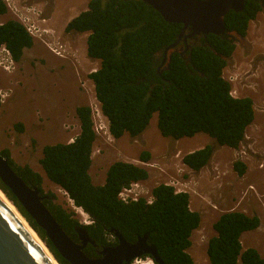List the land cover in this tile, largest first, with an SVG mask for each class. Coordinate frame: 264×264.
<instances>
[{"label": "trees", "instance_id": "1", "mask_svg": "<svg viewBox=\"0 0 264 264\" xmlns=\"http://www.w3.org/2000/svg\"><path fill=\"white\" fill-rule=\"evenodd\" d=\"M260 12H264V0H247L242 11L227 15L225 35L211 34L195 41L196 37H188L189 29L180 38L183 25L165 21L142 0H90L87 10L73 18L65 31L89 33L87 54L100 62L90 79L115 139L125 134L139 137L157 113L163 137L176 141L204 133L219 146L236 150L255 120L254 102L249 97L232 95L224 70L236 50L237 37L247 36L250 23ZM7 13L8 7L0 0V16ZM177 41L176 51L171 52L169 47ZM33 44V37L18 20L0 24V46L8 49L14 62H21L25 50ZM76 115L81 127L79 135L72 143L44 146L40 164L47 178L67 193L74 206L89 215L91 224H82L74 211L58 202L55 193L45 192L40 173L28 165L16 164L7 149L0 154L26 184L38 187L46 197L44 204L73 241L79 243L81 230L85 232L90 240L84 249L88 257L100 258L105 249L117 247L119 239L111 232L116 231L130 244L147 236L162 264H195L188 250L201 215L191 210L190 195L159 184L152 190V203L141 198L125 204L119 199L120 191L134 182L147 181L150 174L124 161L109 166L103 185L94 184L90 169L97 134L92 109L78 106ZM16 128L23 131L21 124ZM214 152V145H206L185 155L182 162L200 172L209 165ZM150 157L149 152H143L140 160L148 162ZM233 167L240 176L247 171L242 161L234 162ZM0 188L57 261L71 264L1 179ZM260 225L257 215L223 213L214 224L216 235L207 245L210 264H264L256 248L244 249L242 244L243 235Z\"/></svg>", "mask_w": 264, "mask_h": 264}, {"label": "rangeland", "instance_id": "2", "mask_svg": "<svg viewBox=\"0 0 264 264\" xmlns=\"http://www.w3.org/2000/svg\"><path fill=\"white\" fill-rule=\"evenodd\" d=\"M89 1L10 0L8 13L0 16V24L10 19L19 21L16 9L29 10L33 30L37 26L48 29V33L35 29L34 44L25 50L21 62L11 64L9 56L0 51V94L4 100L0 106V152L9 150L16 164L28 165L40 173L44 191L55 193L58 202L74 211L82 224L90 223L89 217L77 213L67 193L47 178L40 164L44 146L71 143L79 135L76 108L89 106L95 127L103 130L102 136L97 134L92 154L90 174L94 184L103 185L109 166L124 161L149 172L150 178L140 183L147 200H151L152 190L159 184L187 192L191 210L201 215L188 250L195 264H210L207 245L216 235L214 224L223 213L257 215L260 227L245 233L242 243L244 248L258 249L264 258V12L250 23L243 40L237 37L236 50L224 70L235 97H249L254 102L255 120L235 150L219 146L204 133L176 141L163 137L157 113L139 137L125 134L115 139L106 133L107 122L100 114L90 79V74L100 68V62L87 54L89 33L65 31L73 18L87 10ZM258 39L263 44L258 45ZM20 124L22 132L16 128ZM206 145L215 146L208 166L194 172L183 164L185 155ZM143 152L150 153L148 162L140 160ZM236 161L247 166L243 176L233 167ZM180 184L185 186L182 188ZM145 262H150L149 257L134 259L131 264Z\"/></svg>", "mask_w": 264, "mask_h": 264}, {"label": "water", "instance_id": "3", "mask_svg": "<svg viewBox=\"0 0 264 264\" xmlns=\"http://www.w3.org/2000/svg\"><path fill=\"white\" fill-rule=\"evenodd\" d=\"M142 1L156 10L165 21L182 24L183 29L180 38L189 29L191 33L188 37H196L195 41H198L199 37L206 39L211 34L225 35L227 15L231 11H242L247 0ZM177 44L178 41L169 47L171 52L175 50ZM0 179L11 190L28 214L46 232L47 238L60 255L71 264H131L134 259L143 256H151L150 260L153 264L155 262L162 264L154 247L148 243L147 236L139 238L134 244H130L116 231L111 232L119 239L117 247L105 249L100 258L88 257L84 249L90 240L85 232L81 230L79 243L73 241L44 204L46 197L40 194L38 187L26 184L13 170L8 159L1 154ZM0 191L7 197L1 188ZM8 200L10 199L8 198ZM10 202L27 226L38 235L18 207L11 200ZM83 213L85 212L83 211ZM38 237L48 252L43 250L29 229L0 196V264H60L46 243L39 235Z\"/></svg>", "mask_w": 264, "mask_h": 264}, {"label": "built area", "instance_id": "4", "mask_svg": "<svg viewBox=\"0 0 264 264\" xmlns=\"http://www.w3.org/2000/svg\"><path fill=\"white\" fill-rule=\"evenodd\" d=\"M3 2L6 4L7 7H10V0H3ZM16 14L19 16V22H21L25 28L27 29V31L30 33V35L32 37H34V30H33V26L31 25V21H30V17H31V13L29 10H18L16 9ZM30 21V22H29ZM4 51L10 58L11 60V64H13V59L12 56L10 54V52L8 51V49L5 46H0V51ZM1 55V53H0ZM10 67H6L5 69L9 70ZM232 95L235 97L234 92L232 91ZM1 96V104L4 102L2 95ZM101 116L102 111L101 108L99 109ZM95 131L97 134L99 135H103V130L98 127V125L95 127ZM183 186H185L184 184H180V187L183 188ZM177 192H181V190H177ZM143 197V192L140 189V182H134L132 184H130L128 187L123 188L120 193H119V199L124 202L125 204H128L130 202H137L139 201L141 198ZM148 203H152L153 202V197H151V200H147Z\"/></svg>", "mask_w": 264, "mask_h": 264}, {"label": "bare ground", "instance_id": "5", "mask_svg": "<svg viewBox=\"0 0 264 264\" xmlns=\"http://www.w3.org/2000/svg\"><path fill=\"white\" fill-rule=\"evenodd\" d=\"M35 29L38 30V32L40 33H48V29H43L39 26H37V28H34V31ZM181 192H185V191H181ZM187 193V192H185ZM0 196L2 198V200L4 201V203L16 214V216L23 222V224L29 229L30 233L32 234V236L37 240V242H39L40 246L43 248V250H45V252H48L47 249L45 248V245L40 241L39 237L37 234H35V232H33L28 226L27 224L25 223V221L21 218L20 214L17 212V210L13 207L12 203L10 202V200H8V198L0 191ZM71 201V200H70ZM72 203V201H71ZM73 205V204H72ZM74 207V206H73ZM75 210H77L82 217L84 218H88V215L83 213V211L80 209V208H76L74 207ZM49 255V253H48ZM51 257V256H50ZM143 264H152L150 262H145Z\"/></svg>", "mask_w": 264, "mask_h": 264}, {"label": "clouds", "instance_id": "6", "mask_svg": "<svg viewBox=\"0 0 264 264\" xmlns=\"http://www.w3.org/2000/svg\"><path fill=\"white\" fill-rule=\"evenodd\" d=\"M24 26V25H23ZM25 27V26H24ZM27 30V29H26ZM239 38V37H238ZM230 82V81H229ZM231 83V82H230ZM100 104V103H99ZM100 108H101V105H100ZM102 111V110H101ZM93 113V112H92ZM103 114V113H102ZM102 118L107 122V129H106V133H109L110 134V131H109V122H108V120H107V118L104 116V115H102ZM96 132V131H95ZM97 134V133H96ZM112 136V135H111ZM113 137V136H112ZM74 141V140H73ZM72 141V142H73ZM71 142V143H72ZM203 148V147H202ZM198 150V149H197ZM193 152V151H192ZM191 170V169H190ZM141 183V182H140ZM169 185V184H168ZM172 186V185H171ZM174 187V186H173ZM175 188V187H174ZM176 189V188H175ZM153 197V196H152ZM143 198V197H142ZM70 199V198H69ZM144 199H146V198H144ZM71 200V199H70ZM147 200V199H146ZM72 201V200H71ZM73 202V201H72ZM73 206H74V203H73ZM74 207H76V206H74ZM77 208V207H76ZM81 209V208H80ZM86 214V213H85ZM88 215V214H87ZM89 217V216H88ZM89 219H90V217H89ZM92 223V221L90 220V223H87V222H85V225H89V224H91ZM149 261L153 264V262H152V260H150V258H149Z\"/></svg>", "mask_w": 264, "mask_h": 264}, {"label": "crops", "instance_id": "7", "mask_svg": "<svg viewBox=\"0 0 264 264\" xmlns=\"http://www.w3.org/2000/svg\"><path fill=\"white\" fill-rule=\"evenodd\" d=\"M249 32V31H248ZM262 33V32H261ZM262 35H264L263 33H262ZM259 40V42L257 43L258 45H260V44H263L262 42V39H258ZM243 244V243H242ZM247 248H254V247H247ZM247 248H244V249H247ZM258 250V249H257Z\"/></svg>", "mask_w": 264, "mask_h": 264}, {"label": "flooded vegetation", "instance_id": "8", "mask_svg": "<svg viewBox=\"0 0 264 264\" xmlns=\"http://www.w3.org/2000/svg\"><path fill=\"white\" fill-rule=\"evenodd\" d=\"M174 51H176V49L174 50ZM169 57V56H168ZM165 61V60H164Z\"/></svg>", "mask_w": 264, "mask_h": 264}]
</instances>
